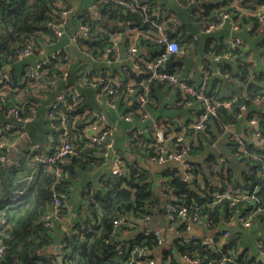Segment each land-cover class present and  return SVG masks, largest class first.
<instances>
[{"label":"trees","instance_id":"1","mask_svg":"<svg viewBox=\"0 0 264 264\" xmlns=\"http://www.w3.org/2000/svg\"><path fill=\"white\" fill-rule=\"evenodd\" d=\"M97 1L91 0L90 4L76 9L73 16L68 19L67 33L63 37H58L49 25L62 22V13L71 8L74 0H0V78L7 74L9 81L6 83L10 85L7 90H2L0 83V115L4 117L0 124L8 123L15 126L12 130L4 131L0 141L8 145L19 137L16 130L23 122L9 113L10 109L16 108L23 118L32 117L26 124L27 132L31 122L42 118L47 131V144L50 134L58 136L63 131L62 114H66V122L74 136L75 150L73 155L53 166L37 165L36 179L30 186L25 183L16 184L19 172H25V167L17 168L16 162L2 163L0 160V240L6 246L4 253H0V264H126L130 260L127 256L135 246L140 245L152 250L159 244L154 234L147 236L139 234L125 241L113 242L112 237L120 227L115 225V219L124 214L146 217L154 215L157 211L163 212L165 216L164 208L167 202L185 206L191 217L198 215L199 226H204L211 233L215 232L218 238L226 229L231 234L224 242L218 240L211 246L204 244L201 239L203 236L198 234L197 239L187 240L185 234L191 230L188 227L192 221L176 217L170 220V224L175 225L183 234L174 238L172 246L181 256L198 258L205 264H224L226 260L229 264H264L263 260H258L256 256L249 255L248 251L241 248L239 236L233 234L228 227L231 222H237L238 209L247 213L255 207L264 208V143L260 144L254 139L257 132L264 137V102L257 105L256 111L245 112L246 110L242 108L245 106L248 109L256 105L255 98L264 96V65L255 66L246 50L247 42L250 41L248 35L255 34L264 63V32L259 31L257 18L247 15L264 5V0H203V3L202 0L199 1L198 10L200 9L201 17L207 22L217 23L220 19L219 13L223 11L229 13L242 29H246V32L245 36L241 34L243 44L234 50L224 39L216 43L209 42L207 52L211 61L206 64V69L210 71H202L198 83L201 85L207 80L206 94L220 101L228 100L231 102L230 106L220 105L216 108V113L210 116L202 129L194 128L195 115L203 112L199 102L189 107L194 117L182 125L169 119L158 120L167 130V147L179 150L182 146L181 149H187V161L191 165L188 172L191 178L185 180L180 166L167 161L164 163L166 166L160 170L161 176L165 179V190L161 197L155 193L151 170L147 166L123 159L128 170L127 176L116 177L115 181H110L111 186L107 192H96L91 195L89 198L92 201L91 217L82 218L63 236L61 242L64 245L61 248L63 262L60 263L56 256L47 253L53 242L50 230L65 214L69 185L73 183L74 173L69 171L67 161L73 159L87 169L106 160L103 153L107 150V143L110 140L98 144L83 134V129L97 121L101 113H105L111 120L110 115L103 111L105 108L119 111L108 108L103 98L101 99L104 108L95 103V100H99L102 88L109 84L110 75L118 76L121 84L118 86L110 83L109 86L119 91L117 108L121 107L124 112L136 108V102L132 107L126 99L131 79L137 81L134 86V99L145 92V88L139 84L144 77L142 74L122 72L121 63L112 64L102 70L99 65H90L92 59L83 51H78L74 46L67 48L69 39L71 40L72 35H78L82 46L86 47L99 62L102 53L112 45L110 35L121 32L124 28L139 27L145 33V36H140L135 41L142 51L151 50V46L153 50L158 47L157 29L147 21L145 13L137 7L135 0H104L100 5L101 19L89 9V5L96 4ZM186 1L180 0L182 4ZM151 4L154 9L147 14L149 19L159 21L167 18L157 9L155 0H151ZM106 18H109L110 22H107ZM79 24L90 27L87 36L78 31ZM122 40L129 45L132 38L124 34ZM28 43L35 45L33 54L53 45L54 49L50 50V53L54 51L60 53L56 54L57 57L51 56L50 62L40 68L42 73L38 80L44 88H37L35 79L29 75V66L34 62H29L27 58L19 59V52ZM229 52H232L233 58L219 62L220 73L210 69L215 54ZM182 58L183 56L178 57L168 67L172 71L180 72L177 66L182 67ZM214 64L217 65L215 62ZM87 69H91L92 80L94 76H98L99 80L84 83L83 78ZM226 74L229 75L228 86L224 84ZM72 85L76 89L68 90ZM162 85L164 84L159 81L150 84L149 100L154 90L161 88ZM178 92L182 103L186 102L183 93L180 90ZM60 95L64 96V101H59ZM53 103H58L56 110L52 108ZM70 106L71 111L68 110ZM148 107L150 110L149 104ZM134 117L137 120L140 116L135 112ZM253 118L258 121L257 128L249 124ZM233 126L237 130L240 127L245 128V135L242 136L243 150L231 139L232 133L237 130L227 132V128ZM140 130L142 129L134 128L129 132L128 146L139 149L146 160L153 162V158L160 154L154 131L147 127V124L142 133H139ZM224 135L227 136V149L234 161L226 154H217L212 150L213 145L216 147L221 140L219 138ZM180 136L183 137L181 146L176 144ZM30 139L42 150H46L45 144L36 141L32 136ZM114 145L116 149L119 148L117 134ZM7 151L6 146L0 148V157L8 154ZM20 160L27 161L25 158ZM56 165L67 169L68 175L58 177ZM17 187L23 189V192L13 201ZM237 190L249 194V197L240 199L236 206H232L231 200L226 198L217 200V194L228 191L234 193ZM55 192L64 195V206L61 208L60 218L50 226L46 216L51 212ZM3 219L5 222H2ZM257 221L264 224V216L255 215L251 226ZM7 224L9 227L5 229ZM196 224L197 222L194 226ZM238 225L243 226L240 223ZM118 244H121V253L117 249ZM262 244L264 245V241Z\"/></svg>","mask_w":264,"mask_h":264},{"label":"built area","instance_id":"2","mask_svg":"<svg viewBox=\"0 0 264 264\" xmlns=\"http://www.w3.org/2000/svg\"><path fill=\"white\" fill-rule=\"evenodd\" d=\"M104 0H98L96 4H93L89 9L97 15L101 19L100 13V5ZM137 7L140 8L146 15V19L150 22L156 29H157V43L158 46L155 50L149 52V55H143V51L135 42L140 36H145V33L139 28H128L123 29L121 32L112 33L110 35V39L112 41V45L108 46L105 52L102 53L101 58L104 62L108 64H117L121 63L122 72H134L136 74H142L144 77L140 81V85L145 88V92H142L137 96L136 99V108L134 110H130L128 112H122L120 115L121 119L126 121H132L134 119V113L139 114V119L141 122L147 124V127H150L154 131V135L157 141V145L160 149L159 156L153 158V162L158 164H164L167 161L174 163L175 165H179L180 168L183 170L185 180H189L191 178V174L188 172L191 169L190 163L187 161V149L182 148L181 143L183 141V137L180 136L177 138L176 144L181 146L179 150L169 149L167 147V140H168V133L165 126L160 123L155 118H152L151 112L149 110L148 104L149 100V92H150V84L153 81H159L162 84H168L170 87L180 90L185 99H187L185 103L188 107H193L195 102H199L203 107V112L195 115V129H202L205 126V123L209 120L210 116L216 113V108L220 105L230 106L231 102L228 100L220 101L214 97L208 96L206 94L207 89V80H205L201 85H194L189 83V81L181 75L180 72L172 71L168 66L169 64L176 60L178 57L183 56L186 51H188V47H195L198 41V34H189L188 39L184 42H181L182 34L187 33L188 31L182 32L180 29L178 19L173 15H168L167 18L156 21L153 19H149L147 14L153 11L154 7L151 4V0H135ZM180 2V0H178ZM200 0H187L186 3L183 5H190L192 6L193 13L199 19V28L201 33L211 34L219 29H221L227 22H231L232 29L239 30L241 27L240 25L235 22L229 13L220 12L219 16L220 19L217 23L214 22H207L204 18L201 17V11L198 10V4ZM181 3V2H180ZM182 4V3H181ZM95 10V12L93 11ZM76 9L70 8L65 10L61 17L63 19L62 22L50 24L49 26L54 29V32L58 37H63L67 33V26H68V19L73 16ZM249 16H253L257 18L258 28L259 31L264 32V5L258 8V10L247 13ZM78 31L82 34L87 36L88 32L90 31V27L86 24H79ZM128 34L130 38H132L131 43L125 44L122 41L123 35ZM231 48L234 50L239 45L243 44V38L234 35L229 39L225 40ZM70 43L74 46L78 51H83L84 54L91 59H96L94 55L87 50L86 47L82 46L80 41L78 40V35H72ZM71 46V47H72ZM155 46V45H154ZM35 49V45L33 43H28L20 52H19V59H25L30 57L33 54V50ZM55 52V51H54ZM47 52L45 49H41L40 53L42 54V58L36 61L34 64L29 66V75L35 79V86L37 88H44L41 82H39V78L41 76L42 71L40 68L49 63V58L51 56L57 57V52ZM60 54V53H59ZM233 58L232 52L226 54H215L213 56V62L217 65L214 66L213 64L210 65V69L213 70L215 73H220V68L218 66L219 62L225 59ZM214 66V67H213ZM102 70V69H101ZM203 72H209L210 70L206 69V64L202 66ZM91 69H87V72L83 78L84 83L93 82L94 80H99L98 76H94L92 80V73ZM65 75V74H64ZM109 84L102 88L101 92L99 93V97L105 100V103L110 108H117L118 106V96L119 91L115 88H111L109 85L110 83H114L116 85H120V81L118 76L110 75ZM229 75H225V80L228 81ZM9 81L8 75L3 74L0 78V83H2V90H7L10 85L6 83ZM102 84V83H101ZM137 84L135 79H131L128 86V94L126 96L127 100L133 98V92L135 90L134 86ZM76 89L75 86H69L68 90ZM107 95V96H105ZM59 101H64V96H59ZM256 105L259 103L264 102V96H258L255 98ZM58 107V103H53L52 108L56 110ZM247 112L245 106L242 107ZM69 111L72 110V106L68 108ZM11 115L15 116L18 120L22 121L23 124L19 125L16 133L19 134V137L16 138L12 143L8 145L4 141H0V148L6 146L8 154L2 155L0 160L2 163L10 162L15 163L17 168L25 167V172H19V179H16V184L25 183L26 185L30 186L34 183L36 179V169L35 167L40 164H45L47 166H53L58 162H61L63 159L71 156L75 153L73 140L74 136L72 134L71 128L67 124V115L62 114V124L64 126L63 131L57 136L55 134H50L48 136V144L49 149L48 151L42 150V148L36 144L32 139H28L25 148L20 152V155L17 159L19 161H15L17 159H12L10 157V149L11 147L21 138L27 135L26 124H28L32 117L23 118L20 116V112L18 109L13 108L10 109L9 112ZM253 127H258V121L253 118L249 121ZM15 128L14 125H10L8 123H1L0 124V136L6 130H12ZM230 130V128H227ZM133 128H130L129 131L131 132ZM143 130H140L139 133H142ZM83 134L86 138L90 141L95 143H103L106 140H110L107 143V150L103 153L104 158L107 160L112 155L115 157V167L113 170V175L115 177H123L127 176V168L123 157L120 155L118 149L115 147V138L117 134V128L114 124L108 121V117L105 113H101L98 116L97 121L89 124L87 127L83 129ZM257 142L262 144L264 143V137H261L260 133L257 132L255 134ZM60 138V140H58ZM231 139L235 140L242 148L244 147L243 137L237 132H233L231 135ZM25 158L27 161H21L20 159ZM223 161V160H222ZM56 174L58 177L62 178L68 175V170L65 169L61 165H56ZM264 175V172H263ZM23 192V189L18 188L15 191V195L12 200H17L20 197V193ZM249 194H245L242 190H237L234 193L232 191H228L225 193L217 194V200L229 199L231 200V205L236 206L240 199L248 198ZM64 195L60 192H55V199L52 205L51 212L47 214L46 219L48 220V225L53 226L55 221L60 218V211L61 208L64 206L63 201ZM173 201V200H171ZM165 217L168 220V226L165 232H161L157 229L152 228H144L141 230L140 234L147 236L150 234H154L157 237L158 244L164 245L166 243L167 235L171 237L172 241L174 238L180 237L183 233L178 230V228L170 224V220L175 219L176 217L181 218L185 221L191 220L192 223H189V229H191L185 235L187 236V240H195L197 239L196 234L193 230L196 226H199L200 218L198 215L190 216L188 209L185 206H179L174 202H167L165 204ZM257 214H262L264 216V208L262 207H255L254 209L249 210L247 213H244L237 210V217L236 220L238 223L245 227H250L252 224V220ZM131 215L124 214L115 219L114 223L117 226L128 225L131 223ZM152 215H147L145 218L150 219ZM5 222V219L2 220ZM197 224L194 226V224ZM9 225H5V229L8 228ZM230 231L228 229L224 230L222 236L218 238L215 235V232L203 236L201 239L204 244L206 245H213L218 240L224 242L227 238L230 237ZM63 244H60V249L63 248ZM261 254H264V245L262 242L259 244ZM6 246L0 240V253L3 254L5 251ZM117 249L122 252L121 244L117 245ZM62 250V249H61ZM148 251L145 247L137 245L134 247L132 252L127 256L130 259L126 264H156V260L148 255ZM186 258V257H185ZM62 259H64V255L62 254ZM189 264H205L202 260L198 258H187ZM226 260V258H225ZM264 261V260H263ZM18 262V260H16ZM210 264V263H208ZM224 264H229L228 261Z\"/></svg>","mask_w":264,"mask_h":264},{"label":"crops","instance_id":"3","mask_svg":"<svg viewBox=\"0 0 264 264\" xmlns=\"http://www.w3.org/2000/svg\"><path fill=\"white\" fill-rule=\"evenodd\" d=\"M90 1L91 0H74L71 8L78 9L82 5L87 3L90 4ZM155 3L157 5V9H159L161 13L165 14V16L173 15L178 19L182 32L188 31L185 34H182L181 42H184L188 39V33H199L196 46L191 50L186 51V53L183 55L181 61L182 67L177 66V68L180 69L182 76L190 79V81L195 85H199L198 83H200L202 66L211 61V57L207 52V46L209 42L216 43L223 39H229L234 35L241 37V34H243V36H245L246 29L241 28L239 30H234L232 29L230 21L227 22L221 29L211 34L201 33L199 28V19L193 13L192 6L183 5L178 0H155ZM89 6L91 7L92 5ZM248 37L250 38V41L247 42L248 44L246 46V50L248 51L249 59L252 60L255 66L264 65L261 59V51L257 47L258 39L256 35H248ZM121 42H123V40ZM67 46V48H71L72 46L70 39ZM52 49H54V45L46 47L47 52H50ZM151 50H153V46H151ZM151 50L144 49L143 55H149ZM41 57V53H36L32 54L30 57H27V60L29 62L35 63ZM90 65H99L101 66V69L111 66V64L104 62L102 58L101 62L92 59L90 61ZM213 65H215L214 62ZM228 84L225 86H228ZM135 102L136 99L134 98L129 100V104H131L132 107L135 106ZM95 103L99 107L104 108L103 100L100 97L99 100H95ZM149 106L152 118L157 120L169 119L170 121L179 122L180 125H182L194 117L191 108L182 103L179 97L178 89L172 88L168 84H164L161 88L154 90V93L150 95ZM112 109H118L119 111L115 112L107 108H105L103 111L110 115L111 120L108 119V121L114 124L117 128V139L119 146L118 151L120 155L124 160L127 159L130 162L134 161L137 164L147 166L151 170V174L153 176L155 193L162 197L165 190V179L161 176L160 170L166 165L149 161V159L146 160L142 151L131 147L129 148L128 146V134L130 132L129 129L138 128L145 130V123L141 122L139 118L136 120L135 117L132 121L121 119L120 115L122 112H124V110L121 109V107ZM3 119L4 117L0 115V122ZM44 126L45 125L41 117H39L34 122H31L30 126H28L27 135L21 137L11 147L10 157L12 159H17L31 136L36 141L45 144V151H48L49 144H47V131L45 130ZM235 128L236 127L233 126V128L227 132L237 130ZM236 132L242 137L245 135V128L240 127ZM219 139L221 140L217 143L218 145H216V147L213 145L212 147L214 153L226 154L230 160L234 161L233 158L230 157V152L227 149V136L224 135ZM254 139L256 140V138ZM238 161L241 160L238 159ZM67 165L68 167L72 165V167H69V171L71 168V173H74L72 177L73 183L69 185L70 192L65 205V214L50 230L53 242L47 249V253L56 256L57 259L62 257L63 254L60 249V243L62 242V238L65 233L71 231L72 227L76 223H79L82 218L87 219L88 217H91L92 211L90 205L92 201L89 200L90 196L96 192H107L111 186L109 182L116 180V177L113 175V170L115 167L114 155L105 160V162L101 161V163L93 165L87 169L82 167L80 162H75L73 159H69L67 161ZM167 226L168 220L164 216L163 212L161 213V211H157L150 219H146L142 216H132L130 224L118 227L116 235L113 236L115 237V241L113 242L125 241L127 239L134 238L139 235L141 230L144 228H154L160 230L161 232H165ZM228 227L231 229L233 234L239 236L241 248L248 251L249 255L256 256L258 259L261 255L259 244L260 242L264 241V224L257 221L251 227L246 228L239 226L237 222L233 221L230 225H228ZM193 232L200 236L211 234V232L205 229L204 226H196ZM166 238V243L164 245H159L158 247L149 250L148 255L156 260V264H189L187 258L181 256L175 251L174 247L172 246L171 237L167 235Z\"/></svg>","mask_w":264,"mask_h":264},{"label":"water","instance_id":"4","mask_svg":"<svg viewBox=\"0 0 264 264\" xmlns=\"http://www.w3.org/2000/svg\"><path fill=\"white\" fill-rule=\"evenodd\" d=\"M204 1H202V3H203ZM93 11L95 12V10L93 9ZM106 21L107 22H110V19L109 18H106ZM113 24H115V22H113V21H111ZM8 68H10V66H8ZM224 84L225 85H227L228 84V81L227 80H225L224 81ZM258 109V107H257V105H252V106H250V108H249V111H256ZM69 167H72V165H70ZM72 169L70 168V171H71ZM72 172V171H71ZM112 241H115V237H112ZM258 260H264V254H261L260 255V257L258 258ZM58 261L60 262V263H62V257H60V258H58Z\"/></svg>","mask_w":264,"mask_h":264}]
</instances>
